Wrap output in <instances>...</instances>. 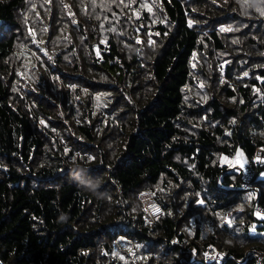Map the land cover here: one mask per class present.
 I'll return each instance as SVG.
<instances>
[{"label": "trees", "instance_id": "16d2710c", "mask_svg": "<svg viewBox=\"0 0 264 264\" xmlns=\"http://www.w3.org/2000/svg\"><path fill=\"white\" fill-rule=\"evenodd\" d=\"M261 148L264 0H0V264H256Z\"/></svg>", "mask_w": 264, "mask_h": 264}, {"label": "built area", "instance_id": "2783aa9c", "mask_svg": "<svg viewBox=\"0 0 264 264\" xmlns=\"http://www.w3.org/2000/svg\"><path fill=\"white\" fill-rule=\"evenodd\" d=\"M259 150L260 149H258L257 152ZM257 152H256V155H257ZM260 160L261 159H258L256 157L257 163H260ZM243 166L245 167L243 168L242 171H240L242 175L241 187L248 188L250 187V181L254 175V170H253L252 164L245 163ZM138 199L141 202V207L144 209V211L147 214V217H146L147 223L152 224L158 217H160L163 214V209L161 205L159 204V202L153 196V193L151 190L145 189V190L140 191L138 193ZM255 212L258 215V217L262 219V225L264 228V208L257 206L255 208ZM251 256H253L256 259V264L264 263V253L263 252H259V251L253 252L251 253ZM220 258L221 257L219 255H213V254H209L205 257L206 261H219Z\"/></svg>", "mask_w": 264, "mask_h": 264}, {"label": "rangeland", "instance_id": "374dc122", "mask_svg": "<svg viewBox=\"0 0 264 264\" xmlns=\"http://www.w3.org/2000/svg\"><path fill=\"white\" fill-rule=\"evenodd\" d=\"M231 29V27H225L224 28V30H226V31H229ZM236 156V154L234 155V156H224L223 158H222V163L223 164H225V165H227L228 167H230L231 168V170L233 171V172H239L240 173V171H242L243 170V168L245 167V166H241V165H239L240 167L239 168H236L235 167V161H234V157ZM256 157L258 158V159H261L260 160V163H262V164H264V148H261L258 152H257V155H256ZM262 176H264V171H263V173L261 174ZM249 188V187H248ZM248 188H243V189H248ZM258 216V215H257ZM229 218L230 217H228L227 218V220H229ZM259 218V217H258ZM213 255H216V254H213Z\"/></svg>", "mask_w": 264, "mask_h": 264}, {"label": "crops", "instance_id": "0c3cea01", "mask_svg": "<svg viewBox=\"0 0 264 264\" xmlns=\"http://www.w3.org/2000/svg\"><path fill=\"white\" fill-rule=\"evenodd\" d=\"M234 161H235V167L236 168H239L240 166L239 165H243L245 162H246V158L244 157L243 153L241 152H238L236 154V156L234 157Z\"/></svg>", "mask_w": 264, "mask_h": 264}]
</instances>
